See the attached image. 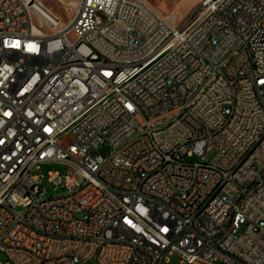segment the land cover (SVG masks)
Here are the masks:
<instances>
[{
	"label": "built area",
	"instance_id": "1",
	"mask_svg": "<svg viewBox=\"0 0 264 264\" xmlns=\"http://www.w3.org/2000/svg\"><path fill=\"white\" fill-rule=\"evenodd\" d=\"M38 6L0 0V264H264V0Z\"/></svg>",
	"mask_w": 264,
	"mask_h": 264
},
{
	"label": "rangeland",
	"instance_id": "2",
	"mask_svg": "<svg viewBox=\"0 0 264 264\" xmlns=\"http://www.w3.org/2000/svg\"><path fill=\"white\" fill-rule=\"evenodd\" d=\"M70 0H39L44 7L49 10L55 17L61 20V23L68 25L70 23V16H66L64 11V3ZM156 12H158L164 18L176 22V24L182 23L198 6L201 0H143ZM50 32V30H49ZM65 144L67 141H64ZM101 152L107 154L109 152L107 147H102ZM214 152L207 157V162L212 159ZM187 162H198L196 157L187 158ZM66 168L61 164H47L42 167L41 173L46 177L43 183L44 189L47 191V197H52L61 194V190H54V186L48 181V176L52 173L65 174ZM6 257L0 253V262L5 261ZM170 264H180L177 257H170Z\"/></svg>",
	"mask_w": 264,
	"mask_h": 264
},
{
	"label": "bare ground",
	"instance_id": "3",
	"mask_svg": "<svg viewBox=\"0 0 264 264\" xmlns=\"http://www.w3.org/2000/svg\"><path fill=\"white\" fill-rule=\"evenodd\" d=\"M33 5H39L32 9V18L34 24L49 23V39H56L61 36L68 35L70 23L64 25L58 17H55L39 0H33ZM17 21H23V14H13L12 9H1L0 23L5 24L4 28H0V36H13V26ZM19 48H27V38L18 40Z\"/></svg>",
	"mask_w": 264,
	"mask_h": 264
}]
</instances>
